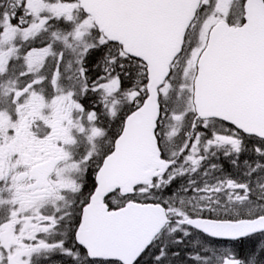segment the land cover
Instances as JSON below:
<instances>
[{
	"label": "snow or ice",
	"instance_id": "snow-or-ice-1",
	"mask_svg": "<svg viewBox=\"0 0 264 264\" xmlns=\"http://www.w3.org/2000/svg\"><path fill=\"white\" fill-rule=\"evenodd\" d=\"M0 264H264V0H0Z\"/></svg>",
	"mask_w": 264,
	"mask_h": 264
}]
</instances>
